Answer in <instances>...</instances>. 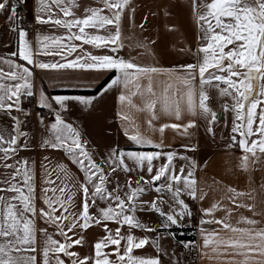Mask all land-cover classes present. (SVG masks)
I'll return each mask as SVG.
<instances>
[{
	"label": "snow or ice",
	"instance_id": "1",
	"mask_svg": "<svg viewBox=\"0 0 264 264\" xmlns=\"http://www.w3.org/2000/svg\"><path fill=\"white\" fill-rule=\"evenodd\" d=\"M94 3L99 7H86L84 14L77 16L79 0H35V22L62 28L65 32L62 35L38 32L34 48L27 39L28 32L20 27L17 12L26 0H0V14L10 11L7 19L16 22V27L11 30H18L16 50L0 56V167L6 170L0 175V264H66L65 258L68 264H164L163 257H168V264H178L174 261L175 253L170 254L160 243L169 237L175 239V233L169 231L165 236L159 228L171 229L181 225L185 218L191 219L193 211L183 197L203 201L208 191L197 179V171L203 166L177 150L162 151L165 147L163 135L171 129L181 138L191 140L195 133L190 130L198 127L199 119L205 122V133L215 138V126L220 118L213 104V94L220 112L225 116L231 113V129L225 147L241 151L237 167L250 173L256 165L264 164V0H189L192 18L199 29V46L193 52L190 47L176 49L173 44V50L186 51L194 63L172 67L159 66L154 60L137 62L139 57L155 56L152 46L156 40L143 37L148 15L142 23L135 24L134 0H94ZM170 7L172 5L168 4L161 10L165 18L172 16ZM164 27L169 33L178 31L176 25L166 23ZM137 28L141 30L139 33ZM85 45L97 50L106 49L112 54L94 55L84 49ZM124 50L128 52L127 59L119 55ZM41 55L59 56L63 62L37 60L36 57ZM13 58L25 63H18ZM33 69L113 73V78L98 86L97 93L102 96L120 89L121 111L117 116L122 121L124 136L137 146H150L161 151L126 152L113 147L103 159L111 173L118 170L130 173L139 169L146 171L148 179L140 176L136 187L131 186L129 179L128 191L123 198L110 191V174L95 163L81 132L62 115L68 111L69 102L87 108L97 97H49L39 90L37 106L54 115V121L45 123V117L36 113L40 128L37 146L43 150L62 151L83 173L84 179L79 181L63 163L53 165L45 156L40 164L43 175L39 196L44 207L38 210L35 161L24 157L16 159L20 151L30 150L29 137L37 135L30 129L24 130L32 113L22 106V98L37 95L32 80ZM133 111L145 114L148 129L158 131L161 136L159 143L140 131L132 117ZM186 117L193 119L186 120ZM162 118L168 122L157 128L154 121ZM4 120H10L11 124L4 125ZM180 147L185 152L198 150L197 144ZM162 158L166 162L157 167L154 161ZM177 159L186 162L178 171L174 163ZM126 161H131L132 166ZM203 183L209 191H222L223 194L211 207L201 210L202 254L209 255L203 249H210L209 258L216 259L218 264H264V227H257L258 221L244 216L236 223L247 227L233 225L234 209L222 203L227 200L236 209L246 208L253 215L264 216V197L259 200V209L255 203L256 193H264V184L244 193L226 185L218 189V181ZM150 191H155L157 198L142 200L141 197ZM81 194L77 208L76 198ZM165 194L168 200L163 199ZM246 195L254 203H238ZM99 203L106 206L101 208ZM164 204H168V212L163 210ZM93 207L97 209L95 213L90 211ZM217 211H224L225 216L222 219L205 218L214 217ZM137 212L157 214L162 218L161 222L156 227L150 226L137 217ZM37 218L55 230L50 233L48 228H40L39 244ZM109 223L117 227L109 228ZM204 225L219 227L205 228ZM125 226L128 228L126 235L122 232ZM93 227H101L105 235L94 242L91 255L81 257L71 249L85 246L83 233ZM136 229L146 235L137 237L133 232ZM152 233L157 235L153 237ZM56 235L62 239H55ZM177 243L192 250L191 241ZM146 246L153 247L157 255L133 254ZM109 248L111 252L105 251ZM113 256L115 259H111Z\"/></svg>",
	"mask_w": 264,
	"mask_h": 264
},
{
	"label": "crops",
	"instance_id": "2",
	"mask_svg": "<svg viewBox=\"0 0 264 264\" xmlns=\"http://www.w3.org/2000/svg\"><path fill=\"white\" fill-rule=\"evenodd\" d=\"M134 4L136 6V12L134 14L135 24L139 25L140 23H142L145 15H148V22L145 23V29L147 30L143 31V37H147L149 40H156V43L152 46L155 52V56L147 59L145 57H139L137 60L138 63H148L154 60L158 61V65L162 67H172L175 65L194 63V60L186 51L181 52L179 50H173V48L171 47L173 44L176 45V49H187L188 47H190L193 52H195V50L199 46V29L197 24L194 22V19L192 18V8L189 6V0H134ZM168 4L172 5V7L169 8L172 16L165 18L161 10L164 9ZM34 7L35 0H26V4L23 6L22 18L23 20L29 21L31 23V28L29 30H26L28 32L27 39L35 48L36 36L38 32L41 34L62 35L64 34L65 30L62 28L57 29L48 25H38L34 19ZM86 7H99V5L94 3V0H79V8L76 9V15L82 16ZM151 13H157V15L152 16L150 15ZM2 15L3 14H0V56H6L7 54L15 51L17 48L18 30L12 31L11 29L16 27V22L9 21L6 16ZM166 23L169 25H176L178 31L171 33L167 32L164 27ZM22 26L23 22L20 23V27ZM125 28H128L127 20H125ZM140 31L141 30L139 28L136 29L137 33H139ZM185 41L186 43H184ZM84 49L86 51L92 52V54L94 55L112 54L106 49L97 50L91 48V46L88 45H85ZM119 55L125 57L126 59L128 58L127 50L121 51ZM132 55H135V52H133ZM73 58L74 56L69 57V59ZM13 59H16L18 63H25L23 61H20L18 58ZM36 59L47 63L63 62L61 61V58L59 56L51 55L37 56ZM5 70H7L6 66ZM33 73L34 74L32 80L34 85V92H36L37 95L30 98H32L36 105L39 90H43L49 97L56 95L97 97V99L94 100L93 105L88 106L87 108L74 102H69L68 111L62 114L67 123L72 124L81 132L83 140L87 143V149L94 148L92 150L97 152H101L102 150L106 149V151L109 152L111 148L117 147L118 149H123L126 152L161 151V149H155L150 146H137L130 142L124 136L122 121L117 116V113L121 111V107L118 102L120 89L110 91L102 96H100L97 91L92 94L83 93L84 91H90L94 89L98 85V83L110 72H96L92 70L81 69H33ZM111 78H113V73L109 80ZM213 96V104L220 118L219 123L215 126V138H212L205 133V122L199 119H197L198 127L196 129L190 130L195 133L191 140L187 138H181L171 129L166 130L163 135V143L165 147L162 149V151L168 152L177 150L180 154L193 157L198 161L200 165L203 166L200 170L197 171V179L198 181H200V186L204 187L205 191H208V196L203 201H192L187 196L183 197L186 203H188V200L192 201L193 203L192 211L194 215L192 219L194 226V257L192 264H218V261L216 259L209 258V256L211 255L210 249H203V252H207L209 255L202 254L201 246L203 244V240L200 234L201 225L199 224V220L202 216L201 210L211 207L214 202L221 199L223 193L222 191H209L205 187L203 182L207 181L209 184H211L213 181H218L220 182L216 185L218 189L226 185L244 193H250L254 188L259 189L260 185L264 184V164L256 165L253 171H251L250 173L243 172L237 167V164L239 163L238 157L241 155V151L239 150V148H234L232 150L226 149L225 145L228 143V137L231 129V113H229L227 116L221 113L219 103L215 99V94H213ZM26 99L28 98H22L23 102ZM136 103H139V101L137 100ZM54 107L58 108V106L55 105ZM132 117L135 123L139 125V129L144 135L150 137L156 143L160 142L161 136L159 132H152L148 129L145 114L133 111ZM187 119H193V117H186V120ZM53 121L54 115H52L47 121H45V123H50ZM165 122L168 121L165 118H162L159 121H154V124L158 128L160 124ZM3 123L4 125H8L11 124V121L4 120ZM103 126H106V128L104 127V129ZM39 132L40 128L36 119L34 133H36L37 135L34 136V140L31 141L30 150H22L16 157L17 160H19L21 157H24L28 158L30 161H35L37 194L36 206L38 210L39 208L44 207V205L40 201L39 196L41 188V176L43 175L40 164L45 156L49 157L53 165L57 163H63L68 168L69 172L79 181H83L84 179L83 173L80 172L76 165H73L70 162V160L62 151H55L51 149L43 150L37 146V137L39 135ZM106 134H108L111 139L113 138L112 142L110 143L111 145H104V140L102 139V137ZM21 143H23V141H21ZM182 144H197L198 150L195 153L185 152L184 149L180 147ZM168 145H171V147H168ZM164 162L166 161L162 158L159 161H154V164H156L158 167L161 163ZM9 163H12V161H9ZM126 163L132 166L131 161H126ZM174 163L176 164L178 171L179 167L186 162L177 159L176 161H174ZM109 172L110 188L109 186L108 188L110 189V191H113L114 194H118L122 198L124 197L125 192L128 191L127 182L129 179L131 180L132 187L137 186L136 181L140 178V176H144L145 179H148L146 171H140L139 169H136L135 171H132L130 173H124L119 170L116 173H111V169L109 170ZM5 173L6 170L0 167V175H3ZM81 196L82 194L78 195L76 198L77 208H79V205L81 203ZM262 197H264V193H256L255 203H257L258 205V209L259 200ZM156 198L157 193L155 191H150L141 197V199L144 201H152ZM163 199L168 200V196L165 194L163 196ZM222 203L234 209L231 217V223L233 225H236L238 227H247V225L245 224L237 225L236 223L237 219L240 216H244L258 221L259 223L257 227H264V216L253 215V212L247 210L246 208L236 209L234 205H232L227 200L222 201ZM238 203L252 204L254 203V201L246 195L241 197L240 200H238ZM162 207L165 212L169 211L168 204H164L162 205ZM90 211L92 213H95L97 209L93 207L90 209ZM57 215H59V213H57ZM136 215L141 221L148 223L153 227L158 226L162 219L154 213L137 212ZM224 216V211H217L215 212L214 217L205 218L222 219ZM186 221L187 219L185 218L182 224H184ZM108 226L112 229H115L117 227V225L114 223H109ZM203 227L212 228L219 226L204 225ZM40 228H48V231L50 233H54L55 231L53 228L48 227V225L44 224L39 218H37L38 244L40 239ZM169 231H171V229L159 228V232L164 233L165 236H167ZM122 232L125 235L128 233L127 226L122 229ZM133 232L137 237H143L144 235H146V233L138 229L133 230ZM69 235H72V233H69ZM83 235L86 238L85 246H76L71 249L72 251L78 252L81 257L91 255L93 252L92 245L100 237L104 236L105 233L101 227H93L88 229L85 233H83ZM151 235L155 237L157 233H152ZM54 238L57 240L62 239L58 235H56ZM160 243L161 246L169 250V252L172 251L171 249H178L179 245H182L178 244L177 241L175 239H172L171 237L162 240ZM105 251L111 252L112 249L109 248ZM133 254L136 256H156L157 252L153 247L146 246L145 249L135 250ZM174 258V261L178 262V264H187L183 255L175 253ZM65 259L66 264H68L67 258ZM111 259H115V257L113 256L111 257ZM163 259L164 264H168V257H163ZM236 259H240V257H237Z\"/></svg>",
	"mask_w": 264,
	"mask_h": 264
},
{
	"label": "rangeland",
	"instance_id": "3",
	"mask_svg": "<svg viewBox=\"0 0 264 264\" xmlns=\"http://www.w3.org/2000/svg\"><path fill=\"white\" fill-rule=\"evenodd\" d=\"M12 2H15V0H12ZM17 12H18V17L20 18V23L23 22V18H22V14H23V6L22 7H18L17 8ZM3 15L2 16H6L8 17L10 15V11H4L2 13ZM0 33H1V27H0ZM106 128V126H103V128ZM102 128V127H101ZM104 128V129H105ZM103 130V129H102ZM102 139L104 140V145H111L110 143L112 142V139L108 136V134L104 135L102 137ZM91 147V146H90ZM89 148V147H88ZM94 148H89L87 149L90 153H92V156H93V159L95 161L96 164L100 165L101 167L104 168V171L106 174H110L109 170L110 168L108 167V165L104 162V157L106 156V154L108 153L106 151V149L102 150L101 152H97V151H94L92 150ZM103 149V148H102ZM92 150V151H91ZM110 184V175H109V181H108V186ZM110 188V186H109ZM110 190V189H109ZM189 203V200L187 201ZM106 205L104 203H99V207L103 208L105 207ZM188 242V241H187ZM193 244V243H192ZM194 247H192L193 249ZM171 249V248H170ZM172 251H170L169 253H178L180 255H183L185 261L187 264H192L193 263V257L191 260H188V256H187V252L189 251L188 249L184 248L182 245H179L178 249L176 248H173L171 249ZM169 251V250H168ZM175 259V258H174Z\"/></svg>",
	"mask_w": 264,
	"mask_h": 264
},
{
	"label": "trees",
	"instance_id": "4",
	"mask_svg": "<svg viewBox=\"0 0 264 264\" xmlns=\"http://www.w3.org/2000/svg\"><path fill=\"white\" fill-rule=\"evenodd\" d=\"M112 76V73H108L99 83L98 85L90 90V91H84L83 93L92 94L97 91V88L99 85L104 84L106 81L109 80V78ZM192 209V201H189L188 203ZM187 221L184 224H181L179 226H174L171 228V232L175 233V240L176 241H191L194 243V234H193V219L186 218Z\"/></svg>",
	"mask_w": 264,
	"mask_h": 264
},
{
	"label": "built area",
	"instance_id": "5",
	"mask_svg": "<svg viewBox=\"0 0 264 264\" xmlns=\"http://www.w3.org/2000/svg\"><path fill=\"white\" fill-rule=\"evenodd\" d=\"M25 30H29L31 28V23L29 21L23 20V26ZM26 110L32 113V119L30 123H28L27 127L25 128V131L31 130L34 132L35 129V121H36V113L39 112L41 115L45 117V121H47L52 115H49V112L47 109H41L39 108L32 98H28L24 100L23 105H22ZM29 139L31 141L34 140V136H30ZM188 260H191L192 257H194V248L191 251L187 252Z\"/></svg>",
	"mask_w": 264,
	"mask_h": 264
}]
</instances>
